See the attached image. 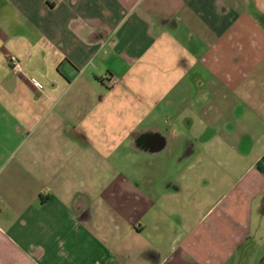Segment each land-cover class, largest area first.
<instances>
[{
    "label": "crops",
    "instance_id": "crops-1",
    "mask_svg": "<svg viewBox=\"0 0 264 264\" xmlns=\"http://www.w3.org/2000/svg\"><path fill=\"white\" fill-rule=\"evenodd\" d=\"M0 264H264V0H0Z\"/></svg>",
    "mask_w": 264,
    "mask_h": 264
},
{
    "label": "built area",
    "instance_id": "built-area-1",
    "mask_svg": "<svg viewBox=\"0 0 264 264\" xmlns=\"http://www.w3.org/2000/svg\"><path fill=\"white\" fill-rule=\"evenodd\" d=\"M9 63L11 65V67L18 73H22V66L19 62V60L14 57V56H11L9 57ZM31 83L33 85H35L36 87H40V85L38 84V82L35 80V79H31Z\"/></svg>",
    "mask_w": 264,
    "mask_h": 264
}]
</instances>
